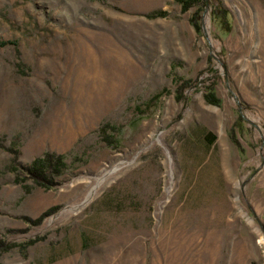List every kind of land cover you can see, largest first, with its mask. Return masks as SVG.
Here are the masks:
<instances>
[{
	"label": "rangeland",
	"instance_id": "1",
	"mask_svg": "<svg viewBox=\"0 0 264 264\" xmlns=\"http://www.w3.org/2000/svg\"><path fill=\"white\" fill-rule=\"evenodd\" d=\"M219 1L0 0V264H264V0Z\"/></svg>",
	"mask_w": 264,
	"mask_h": 264
},
{
	"label": "trees",
	"instance_id": "2",
	"mask_svg": "<svg viewBox=\"0 0 264 264\" xmlns=\"http://www.w3.org/2000/svg\"><path fill=\"white\" fill-rule=\"evenodd\" d=\"M213 2V0H210V2ZM217 1L213 6V12H212V20L214 23L219 24L222 28H226V26L231 27V16L228 10H226L221 2L219 0ZM179 2L183 9L185 11L189 10L195 5H208L207 0H177ZM152 17L157 16H166L165 13H155L151 15ZM192 23L197 31L201 30V25L199 21H197V18L195 17L192 20ZM182 87L180 89V95L183 91ZM158 97H154L152 100H150L146 104V109H151L153 105L157 102ZM206 100L210 104H218L219 100L217 99L214 89L210 88L208 93L206 94ZM141 109V108H140ZM142 110V109H141ZM143 113L145 111H142ZM111 131H116V129L109 125L105 124L103 125L99 132L102 137V139L112 148H116L118 141H116L113 136L110 135ZM211 140H215V137L211 135ZM0 149H5L4 146L0 143ZM11 153L14 154V162L18 160V151H16L13 148L8 149ZM68 165L65 160V156L63 155H57L52 153H47L44 156L35 159L30 165L23 166L22 170L23 173L27 176L28 180H31L35 186L45 189H51L54 186L58 185V182L56 181V178L62 177L67 170ZM46 216V215H44ZM38 223L41 222V219L37 221ZM14 245L6 244L3 241L0 240V252H7L9 251Z\"/></svg>",
	"mask_w": 264,
	"mask_h": 264
}]
</instances>
